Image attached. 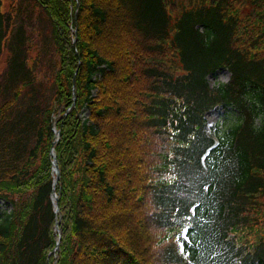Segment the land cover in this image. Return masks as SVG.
Returning a JSON list of instances; mask_svg holds the SVG:
<instances>
[{"label": "trees", "instance_id": "obj_1", "mask_svg": "<svg viewBox=\"0 0 264 264\" xmlns=\"http://www.w3.org/2000/svg\"><path fill=\"white\" fill-rule=\"evenodd\" d=\"M25 2L45 13L57 66L53 103L16 111L39 85ZM9 6L0 135L32 137L20 161L0 157V264H264V0ZM219 66L229 78L210 86ZM219 106L237 110L224 127L204 116Z\"/></svg>", "mask_w": 264, "mask_h": 264}, {"label": "rangeland", "instance_id": "obj_2", "mask_svg": "<svg viewBox=\"0 0 264 264\" xmlns=\"http://www.w3.org/2000/svg\"><path fill=\"white\" fill-rule=\"evenodd\" d=\"M4 6L9 8V0H3ZM24 4L22 9L16 7V13H20V20L25 25V29H28L30 38L27 40L29 44L28 57L27 61L30 62L36 56V53H41L40 65L36 70L37 81L39 82L38 88L35 91V100H33L32 93H23L22 97L18 101V106L16 111H21L24 107L28 106L30 102L36 101L37 104L43 102L53 103L54 99L50 96L48 98V93L52 87V78L54 75V70L57 66V54L52 49V39L49 33V25L45 13L42 10L35 6L31 10V13L27 10H30L31 4L29 3H20ZM19 4V5H20ZM26 4L28 6H26ZM16 5V2H14ZM18 6V5H17ZM26 6V7H25ZM13 10V9H12ZM27 14V15H26ZM8 55V50L4 47L3 51L0 54V72L4 68L6 63V58ZM230 70L225 66H219L213 71L208 72L205 75L207 83L210 86L217 85L219 82L226 81L229 78ZM95 90L93 89V92ZM31 96V97H30ZM32 99V100H31ZM38 99V100H37ZM88 114V108L86 106L82 107L79 116L81 118L86 117ZM237 110L234 106L227 107H214L205 112L204 116L206 117L208 123H217L219 127H224L228 125L232 120L235 119ZM52 123L57 119V111L52 112ZM17 129L13 128V133L5 136L0 135V157L2 161L6 160H17L20 161L24 157V150L31 144L32 132L29 128L22 133L21 131H16ZM19 130V129H18ZM19 158V159H18ZM0 206L3 209H10V203L4 199L0 198Z\"/></svg>", "mask_w": 264, "mask_h": 264}, {"label": "water", "instance_id": "obj_3", "mask_svg": "<svg viewBox=\"0 0 264 264\" xmlns=\"http://www.w3.org/2000/svg\"><path fill=\"white\" fill-rule=\"evenodd\" d=\"M74 41H75V38L73 39V43H74ZM74 73H75V72H73L72 77H74ZM72 89L74 90V87H73V86H72ZM74 99H75V96H73V102H74ZM58 131H59V129H56V131H55V137H54V139L52 140V144L54 143V141H55V140L57 139V137H58ZM49 154L52 155V168H53L54 171H55V177H54V180H53V187H52V195H53V197H54V199H55V198L57 197V195H56V193H55V191H54V184L56 183V181H57V179H58V176H59V169H58V164H57V162H56L55 153H54V151H53V147H52V145H51V147H50V149H49ZM54 210H55V211L58 210V207H57L56 202H54ZM54 225H55L56 230H58V227H57V221L55 222ZM58 238H59V233H58V236H57V241H56V245H55L54 249L57 248Z\"/></svg>", "mask_w": 264, "mask_h": 264}, {"label": "snow or ice", "instance_id": "obj_4", "mask_svg": "<svg viewBox=\"0 0 264 264\" xmlns=\"http://www.w3.org/2000/svg\"><path fill=\"white\" fill-rule=\"evenodd\" d=\"M185 231H187V229H185ZM185 239H188V237H185ZM181 250H183V248H181Z\"/></svg>", "mask_w": 264, "mask_h": 264}]
</instances>
